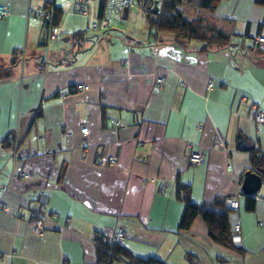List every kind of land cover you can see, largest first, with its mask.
Masks as SVG:
<instances>
[{
  "label": "crops",
  "instance_id": "1",
  "mask_svg": "<svg viewBox=\"0 0 264 264\" xmlns=\"http://www.w3.org/2000/svg\"><path fill=\"white\" fill-rule=\"evenodd\" d=\"M0 5L9 11L0 17V194L7 206L0 210V264H99L96 237L116 227L138 259L264 264V173L249 210L241 184L245 171L257 170L237 147L242 135L264 159V126L254 120L256 109L264 112V55L253 43L264 36L263 6L217 0L210 24L230 43L201 49L200 41L152 32L148 15L134 9L123 17L137 31L87 34L100 0L88 16L55 0L57 39L49 36L52 22L26 19L28 9L45 7L42 0ZM159 72L165 78L156 86ZM78 83L88 89L68 94ZM115 119L121 124L111 125ZM195 151L205 158L199 166L188 163ZM107 153L116 164L98 165ZM41 197L47 209L34 233L23 215ZM215 197L239 202L238 249L211 241L200 217L179 228L186 198L201 204Z\"/></svg>",
  "mask_w": 264,
  "mask_h": 264
},
{
  "label": "trees",
  "instance_id": "2",
  "mask_svg": "<svg viewBox=\"0 0 264 264\" xmlns=\"http://www.w3.org/2000/svg\"><path fill=\"white\" fill-rule=\"evenodd\" d=\"M104 0H100L102 6ZM217 0H163L161 10L158 15V22L152 23L149 20L150 28L155 27L158 33H170L177 42L197 40L200 41L201 49H207L209 46H228L230 38L223 32L215 29L211 21V14L215 9ZM256 4L264 7V0H255ZM180 6L193 7L197 11V17L188 18L184 15ZM60 10L55 8L53 11L52 24L56 26ZM258 53L264 55V49H257ZM17 52L12 55V63L17 61ZM11 141V140H10ZM3 143V141H2ZM12 144V142L10 143ZM237 147L249 153L250 162L255 170L264 168L263 153L255 150L253 144L238 135ZM246 208L253 209L254 198L252 195H246ZM228 210L224 207V198L215 197L207 203L197 204L191 202L189 198L185 199L184 210L179 222V228L187 230L196 217H200L206 224L208 237L211 241L231 249L236 248L231 242V232L229 227ZM96 251L98 262L105 260V254L102 248L110 249L114 256L128 264H163L156 259H138L128 254L124 248L118 245H110L106 237H96Z\"/></svg>",
  "mask_w": 264,
  "mask_h": 264
},
{
  "label": "built area",
  "instance_id": "3",
  "mask_svg": "<svg viewBox=\"0 0 264 264\" xmlns=\"http://www.w3.org/2000/svg\"><path fill=\"white\" fill-rule=\"evenodd\" d=\"M45 7H39L36 9H28L26 13V19L31 21H37L39 19L46 20L48 23L52 22L53 11L56 8L55 0H42ZM72 5V11L78 15L88 16L92 6V0H69ZM163 0H104L102 6L97 11L94 18L89 19L86 30L97 32L101 35L105 34L109 29L117 25L125 23V18L123 17L124 10L134 9L139 15H148L149 20L152 23L158 22V15L162 7ZM156 5V12H152L153 6ZM9 13L7 7L0 5V17L6 16ZM135 24V23H134ZM152 32H157L155 27L151 28ZM61 32L58 27L50 24L49 36L51 39L59 38ZM253 43L260 46H264V36L256 37ZM155 84L160 86L164 82V74L157 73L155 75ZM211 86V83L208 87ZM88 85L86 84H75L68 88V94L86 91ZM68 94H62L64 97ZM254 120L259 126H264V112L260 109H256L254 113ZM110 124L120 125V121L115 119L111 120ZM87 128H81L82 133H86ZM13 148L16 146L15 138L11 139ZM205 162V158L199 152H192L188 156V163L194 166H199ZM96 163L100 166L115 165L116 158L112 154H105L96 160ZM20 175L23 178H27L29 175L25 172H21ZM264 181V178H263ZM5 195L0 194V210L7 209L5 202ZM224 206L228 210L229 215V227L231 232V242L234 246H238L241 243V223L239 217V202L233 197H226L224 199ZM47 209V203L43 197L39 198L38 206L35 209L28 211V214L23 215L31 230L34 233H40L42 231V221L45 218L44 212ZM55 216V215H54ZM69 219H67V222ZM126 239V231L121 227H116L108 236L107 242L110 245H118L124 248ZM105 254V260L99 264H119L121 262L120 258L113 255L110 249L102 248Z\"/></svg>",
  "mask_w": 264,
  "mask_h": 264
},
{
  "label": "water",
  "instance_id": "4",
  "mask_svg": "<svg viewBox=\"0 0 264 264\" xmlns=\"http://www.w3.org/2000/svg\"><path fill=\"white\" fill-rule=\"evenodd\" d=\"M126 10H124L125 14ZM152 12H156V5L153 6ZM264 173V168L257 170V172L245 171L241 184V190L244 195H252L260 188L261 176Z\"/></svg>",
  "mask_w": 264,
  "mask_h": 264
},
{
  "label": "rangeland",
  "instance_id": "5",
  "mask_svg": "<svg viewBox=\"0 0 264 264\" xmlns=\"http://www.w3.org/2000/svg\"><path fill=\"white\" fill-rule=\"evenodd\" d=\"M185 12V13H184ZM184 15L186 16V17H188V18H193V17H197V11H196V9H194L193 7H191V6H189V7H187V10H184ZM76 15H78V14H76ZM130 16H131V13H130ZM128 19H127V22L126 23H124V24H121V25H117V26H115L114 28H116L117 30H125L126 32H134V31H137V29L136 30H132V29H129L128 28ZM86 23H87V21H86ZM86 23H85V26H84V24H83V26H84V32H86L87 34H91V33H95V32H89L88 30H86ZM142 24V23H141ZM142 26V25H141ZM141 26H139V28H138V30H141ZM81 37L82 35L80 34V35H74V37L73 36H69V39L68 40H66V41H61V45H60V47L62 46V47H70V46H72V44L73 43H75L76 42V38H78V37ZM76 37V38H75ZM52 42V41H51ZM51 42H49L48 43V45H49V47L51 46V45H53V44H50ZM53 43V42H52ZM246 43V41H242V44H245ZM242 44H240L239 45V47L240 48H242ZM59 46V45H58ZM59 47V48H60ZM261 48L262 49H264V46H261ZM45 52V51H44Z\"/></svg>",
  "mask_w": 264,
  "mask_h": 264
}]
</instances>
